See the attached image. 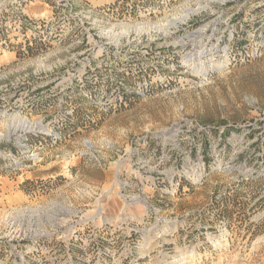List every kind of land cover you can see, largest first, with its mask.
I'll use <instances>...</instances> for the list:
<instances>
[{
    "label": "rangeland",
    "instance_id": "obj_1",
    "mask_svg": "<svg viewBox=\"0 0 264 264\" xmlns=\"http://www.w3.org/2000/svg\"><path fill=\"white\" fill-rule=\"evenodd\" d=\"M0 10V264H264V0Z\"/></svg>",
    "mask_w": 264,
    "mask_h": 264
},
{
    "label": "built area",
    "instance_id": "obj_2",
    "mask_svg": "<svg viewBox=\"0 0 264 264\" xmlns=\"http://www.w3.org/2000/svg\"><path fill=\"white\" fill-rule=\"evenodd\" d=\"M4 19V28L7 35L12 33L19 34H29L33 33L38 26L36 22L32 18H20L17 17L14 21V26H10L12 31L8 30V22H6L7 18L4 16L3 12L0 10V20ZM9 19V18H8ZM14 40L11 39L10 36H7L5 40L0 41V48L3 46H8L9 44H13ZM26 44V42H24ZM226 52V51H225ZM264 54V32L259 34L257 38V45L250 46L249 44H245L244 46L240 47V49H236L235 51H230L228 56L225 58L227 60V66H236L238 64H243L246 62H251L259 59ZM220 63H225L220 62ZM201 176H197V180H200ZM202 180V178H201Z\"/></svg>",
    "mask_w": 264,
    "mask_h": 264
},
{
    "label": "trees",
    "instance_id": "obj_3",
    "mask_svg": "<svg viewBox=\"0 0 264 264\" xmlns=\"http://www.w3.org/2000/svg\"><path fill=\"white\" fill-rule=\"evenodd\" d=\"M5 29H6V28H4V26H3V21L1 22V20H0V41H1V40L3 41V40L6 39V37H4L5 34H6ZM11 45H13V44H9L7 47H6V46H3V47H1V49L9 48V46H11ZM27 53H28V54L32 53V48H30L29 46L27 47ZM24 55H25V54L22 53V52H18V53H17V56L20 57V58L23 57Z\"/></svg>",
    "mask_w": 264,
    "mask_h": 264
},
{
    "label": "bare ground",
    "instance_id": "obj_4",
    "mask_svg": "<svg viewBox=\"0 0 264 264\" xmlns=\"http://www.w3.org/2000/svg\"><path fill=\"white\" fill-rule=\"evenodd\" d=\"M223 1H226V0H223ZM196 13H198V12H197V11L189 10L188 13H187V17H189V16H191V15H193V14H196ZM186 20H187V19H186ZM215 24H217V21H212V22L210 23V26L213 27ZM221 65H222V64H216V65H213V67L216 68V69H219V68H221ZM208 69H209V68H204V67H203V68L201 69L200 72L203 73V74H206V73L208 72ZM151 241H152V240H151ZM142 254H143V253H142ZM177 260H178V259H177ZM175 261H176V260H175Z\"/></svg>",
    "mask_w": 264,
    "mask_h": 264
}]
</instances>
